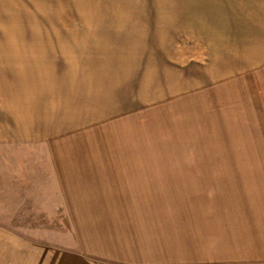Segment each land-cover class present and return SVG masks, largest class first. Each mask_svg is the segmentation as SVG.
<instances>
[{"label":"crops","instance_id":"obj_1","mask_svg":"<svg viewBox=\"0 0 264 264\" xmlns=\"http://www.w3.org/2000/svg\"><path fill=\"white\" fill-rule=\"evenodd\" d=\"M12 2L0 0V10L12 9ZM212 2L242 20L235 25L264 27V0ZM259 32L255 47H260L261 61L248 65L245 54L231 51L234 59L243 60L240 69L203 86L212 87L207 106H213V116L221 106L223 116L230 117L228 138H253L254 126L247 123H264V29ZM8 39L0 36V145H12L14 139L49 142L36 148L37 157L22 158L27 174L21 172L22 185L31 186L35 169L49 171L46 179L67 204L68 218L79 220L76 249L84 264H251L264 259V162H158L149 146L122 142L126 136L120 129L132 130L138 109H118V95L108 102L107 92L116 89L119 76L80 61L90 57L86 41L62 47L43 36ZM56 49H64L65 64ZM9 148L4 150L10 156L8 172L13 161L24 171ZM237 153L264 155L232 152Z\"/></svg>","mask_w":264,"mask_h":264},{"label":"rangeland","instance_id":"obj_2","mask_svg":"<svg viewBox=\"0 0 264 264\" xmlns=\"http://www.w3.org/2000/svg\"><path fill=\"white\" fill-rule=\"evenodd\" d=\"M11 7L0 10L2 38L20 42L43 36L62 47L86 41L90 57L80 61L119 76L116 89L107 92L108 102L118 95V109H138L139 117L132 130L120 129L125 145L149 146L158 162H264V155L232 154L264 151V123H247L254 126L253 138H228L230 117L223 116L221 106L213 116V106H207L212 87L203 88L240 69L243 60L231 51L245 54L248 65L261 61L255 35L264 27L235 25L242 20L212 0H13ZM54 51L62 58L64 49ZM12 143L0 145V264H84L76 249L79 220L68 218L67 204L46 179L49 171L35 169L31 186L22 185V158L37 157L36 148L49 142ZM5 147L24 171L13 161L8 172Z\"/></svg>","mask_w":264,"mask_h":264}]
</instances>
